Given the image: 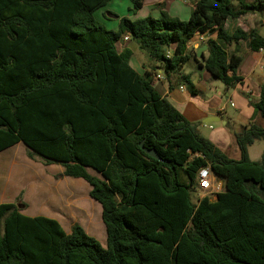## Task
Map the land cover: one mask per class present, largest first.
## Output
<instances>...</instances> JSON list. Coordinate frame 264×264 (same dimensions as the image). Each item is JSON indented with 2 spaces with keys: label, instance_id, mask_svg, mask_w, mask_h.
Masks as SVG:
<instances>
[{
  "label": "trees",
  "instance_id": "trees-1",
  "mask_svg": "<svg viewBox=\"0 0 264 264\" xmlns=\"http://www.w3.org/2000/svg\"><path fill=\"white\" fill-rule=\"evenodd\" d=\"M110 1L0 0V153L21 142L30 159L85 180L107 234L104 247L77 223L68 234L55 219L1 204L0 264H264V154L249 156L264 127L235 133L241 158H230L154 88L155 69L138 73L132 50L118 48L129 35L168 76L190 60L194 36L216 34L204 63L193 57L229 87L241 58L223 44L251 39L259 51L264 39L225 24L264 13V0H198L187 21L123 17L116 31L95 16ZM254 107L264 119V87ZM202 169L223 183L215 200H194Z\"/></svg>",
  "mask_w": 264,
  "mask_h": 264
},
{
  "label": "crops",
  "instance_id": "crops-1",
  "mask_svg": "<svg viewBox=\"0 0 264 264\" xmlns=\"http://www.w3.org/2000/svg\"><path fill=\"white\" fill-rule=\"evenodd\" d=\"M246 1L248 3H253L256 0ZM108 4L100 10L105 9ZM224 28L229 33H234L237 29H241L244 32L254 31L264 39V13L252 12L244 15L240 19H230L226 22ZM201 37L216 39V34H198L188 43V52L192 56L197 55L200 63L203 64L200 60L201 56H198V52L199 49L206 46V41H201ZM125 43L124 40H120L118 43V48L121 45V48H119L120 51L124 49L122 48L124 46L128 48ZM250 44L251 39L243 40L238 44H223L230 56L235 55L241 58L240 66L236 71V76L239 78V81L232 86H226L228 92L226 96L228 99H235V107L238 108L242 116L245 117V123H250V118L254 113V105L259 101L262 88L264 87V48L259 51H252ZM202 54L207 58L209 55L208 48ZM195 64L196 66L194 69L185 72L184 66L180 73L168 76L163 75L161 79H158L156 75L161 73V70H159V72H154L153 70L145 68L144 63L141 62L138 55L134 52L131 59V66L138 73L142 75L147 71L155 73L152 82L154 88L188 121L191 123H198L197 130L205 137L203 135V130L214 129L211 123L222 121L223 125L226 127L229 123L224 120V109L221 106V99L219 100L214 97L209 98L207 96L202 97L211 85L216 86V78L212 76L206 68L199 66L197 61ZM232 75L233 73L229 72V76ZM184 77L190 78L193 83V91L187 89L186 83L183 81ZM210 118L218 120L206 123ZM206 124L211 125L206 126ZM257 124L264 127V124H259L258 122ZM248 125L244 124L243 127H248ZM211 137V141L224 153L230 152V143L234 145L235 142L237 147L233 149V156L229 157L235 160L241 158V152L237 145L235 135H227V132L224 131L216 132ZM21 144L23 143L20 142L7 149L14 150V153H10L7 158L9 164L7 185L4 180L0 181V205L5 203H17L22 214L30 217L44 216L55 219L63 228L65 227L64 217L67 215H70L75 222H78L77 215L82 212V205L80 203L82 193L79 189H84L85 196L87 194L89 195L91 187L86 186V181L81 178L64 176V167L61 164L44 165L41 161L30 159L27 156L26 146L25 150L20 153L16 152L18 146ZM220 183L222 184L221 181ZM82 198L86 199V197ZM199 198H203V196ZM215 199L216 196L212 200ZM92 206L96 207L94 203ZM99 208H101L100 210L102 211V207ZM104 247H106V244Z\"/></svg>",
  "mask_w": 264,
  "mask_h": 264
},
{
  "label": "rangeland",
  "instance_id": "rangeland-1",
  "mask_svg": "<svg viewBox=\"0 0 264 264\" xmlns=\"http://www.w3.org/2000/svg\"><path fill=\"white\" fill-rule=\"evenodd\" d=\"M198 0H144V5L141 9L136 10L133 7V3L130 0H111V2L108 4V6L103 9L96 12L97 20L99 23L105 27L107 30H118L119 26V19L123 17H127L131 20H140L147 18L149 16L153 18H160L162 16V12H166L170 17L177 18L181 21H187L190 18V15L193 12V8ZM102 9V8H101ZM106 17V18H105ZM129 36V35H128ZM126 35H122L121 41L124 40ZM130 37V36H129ZM126 46L131 49L135 54L138 55L141 62L144 63L145 68L153 70L155 69V72H159L160 64L153 60L146 52L139 49L137 42L134 39L130 38V41L125 43ZM121 48V45L119 46ZM122 48H125L122 47ZM196 60L193 56H191L190 60L185 65V72L189 71L191 69H194L196 66L195 64ZM201 62L204 63V60L201 59ZM162 75H166L163 70H161ZM155 74V73H154ZM216 86H210L208 90L204 93L203 96H207L209 98L214 97L216 99H221V106L224 109V120L229 123V125L226 127L223 125L222 121H217L214 123H211L214 127V129H205L203 130L205 138L211 141L212 135L216 132H227V135H235V133L240 132L244 127V124H251L254 122H258L259 124H264V119L261 117V115L258 113V111L254 107V113L250 118V123H245V117L242 116L238 108L235 107V99H228L226 94L228 93L226 90V85L216 78ZM197 83V82H196ZM195 84V83H194ZM197 85V84H196ZM186 87L189 91H191V88L193 87V83L191 82L189 78V83H186ZM210 123V122H208ZM196 126H198V123H194ZM211 124H206V126H209ZM249 126V125H248ZM201 130V129H200ZM212 142V141H211ZM213 143V142H212ZM214 144V143H213ZM234 147L236 148V144L234 142V145L230 143V152H225L228 156H233L232 152ZM14 149V148H13ZM25 150V145L21 144L18 146L16 152H21ZM250 151V158L253 161H260L262 158V155L264 154V141L263 140H257L255 143L249 148ZM10 153H14V150H7L5 152L0 153V181L4 180L5 184L7 185V178H8V165L3 164L8 161V155ZM20 156V155H19ZM39 161V160H38ZM3 164V165H2ZM88 172L94 176H98L101 178V175L98 174L93 169H87ZM85 182V181H84ZM219 181H217L218 183ZM86 186H90L87 182H85ZM215 185L214 188L210 191H202L200 187L198 186L194 191V200L196 201L199 197H204L206 195L210 196L212 199L215 198V194L217 192H220L216 188ZM223 188V183H222ZM83 189V188H82ZM79 189L81 194V205H82V212L77 215L78 222H75L73 218L70 215H67L64 217L65 220V231L70 233L71 227L74 224H79L82 226V228L89 234L90 236L96 238L102 246L106 244V229L104 226V223L102 222V211L100 210L101 207L99 203L92 200L90 196L87 194L84 196V189ZM82 197H86V199H83ZM96 205V207H93L92 204ZM91 220V224H88V219Z\"/></svg>",
  "mask_w": 264,
  "mask_h": 264
},
{
  "label": "built area",
  "instance_id": "built-area-1",
  "mask_svg": "<svg viewBox=\"0 0 264 264\" xmlns=\"http://www.w3.org/2000/svg\"><path fill=\"white\" fill-rule=\"evenodd\" d=\"M207 39L205 37H201V41L205 42ZM125 42L130 41V37L126 36L124 38ZM173 54L172 50H168L166 52V57L167 58H171ZM163 77L162 73H158L156 75V78L161 79ZM198 183H199V187L202 191H210L212 190V188L215 187V185L217 186V190L220 191L222 189V184L220 182L217 183V179L213 176L212 172L210 171V169H202L199 172L198 175ZM218 193V192H217Z\"/></svg>",
  "mask_w": 264,
  "mask_h": 264
},
{
  "label": "water",
  "instance_id": "water-1",
  "mask_svg": "<svg viewBox=\"0 0 264 264\" xmlns=\"http://www.w3.org/2000/svg\"><path fill=\"white\" fill-rule=\"evenodd\" d=\"M207 49V46H204V47H202L201 49H199V52H198V56H201V54L205 51ZM218 119H209L208 121H206V123H208V122H212V121H217ZM141 148L145 151V153L148 155V156H150V157H152V158H154V159H156V160H161V158H160V156H159V154H158V152L156 151V150H154V149H147V148H145L144 147V145H143V143H141ZM97 172V171H96ZM98 174H99V172H97ZM101 175V174H100ZM101 178L103 179V180H105V178L101 175Z\"/></svg>",
  "mask_w": 264,
  "mask_h": 264
}]
</instances>
